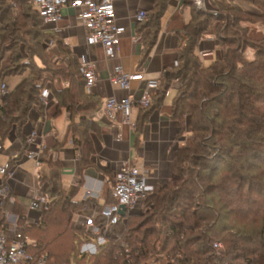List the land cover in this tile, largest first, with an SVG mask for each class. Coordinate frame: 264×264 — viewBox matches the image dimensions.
Here are the masks:
<instances>
[{"label": "trees", "instance_id": "1", "mask_svg": "<svg viewBox=\"0 0 264 264\" xmlns=\"http://www.w3.org/2000/svg\"><path fill=\"white\" fill-rule=\"evenodd\" d=\"M33 1L0 0V82L28 73L0 103V154L10 135L21 143L20 155L28 148L24 127L33 109L46 114L41 93L49 88L53 99L62 94L69 114L66 140L71 135L83 171L92 165L93 136L100 133L92 114L101 103L86 91L81 63L70 47L59 39L53 47L44 45V21ZM168 1L156 0L142 22L149 29L146 52L157 40ZM182 1L191 9V19L178 32L185 42L179 65L161 79L137 124L141 133L173 82H179L170 117L178 122L179 135L187 136L174 153L170 181L154 186L146 213H130L118 224L120 240L108 239L92 255L81 248L96 238L75 227L74 219L93 204L76 202L63 190L51 191L54 203L38 225L26 230L32 264H264V39L249 41L241 23L257 18L241 6L219 8L215 16L194 0ZM252 1L264 21V0ZM214 24L222 53L205 66L196 49ZM20 45L30 61L16 51ZM248 47L255 51L252 62L245 58ZM6 58L9 64L2 67ZM53 59L61 64L55 71ZM57 79L64 85L62 93ZM10 196L15 202L7 199L0 206V230L9 228L7 214L16 215L19 223L27 215L28 201Z\"/></svg>", "mask_w": 264, "mask_h": 264}, {"label": "crops", "instance_id": "2", "mask_svg": "<svg viewBox=\"0 0 264 264\" xmlns=\"http://www.w3.org/2000/svg\"><path fill=\"white\" fill-rule=\"evenodd\" d=\"M223 1L227 0H212L211 4L223 5ZM155 2L156 0H124L116 4V18L119 24L127 27V32L121 38L119 56L113 61L105 57L101 48L93 46L79 18V11L71 6L64 8L62 21L43 23L42 31L46 40H62L75 53L81 64L92 65L97 80L91 94L101 103V108L93 113L92 117L99 124L100 133L93 136L95 152L91 157L92 165L82 171L79 166L80 152L73 146L71 135L66 140L69 114L64 101L62 100V103L61 98L54 99L52 107L48 108L44 116L33 109L24 127V133L26 137L34 131L37 133L36 141L29 149L39 151L43 145L46 151L40 152L39 166L35 160L26 159L16 164L18 166L14 178L6 179L14 196L26 199L29 204L36 193L41 192L50 197L51 191L63 190L76 202L90 200L94 205H104L110 198L114 174L120 163L127 159L129 151L133 153L138 168L151 165L155 184L170 179L174 153L176 148L183 144V137H179V124L170 117L172 104L167 106L164 100L163 104L152 112L141 133L137 131L141 114L139 107H134L132 111L135 128L112 122L107 117H98L107 98L127 95V92L112 87L109 83V75L116 70L144 75V80L132 81L131 84L136 98H141L146 80L161 81L168 71L175 68L173 63L178 59V53L185 43L178 32L190 22L191 9L185 7L183 1L169 0L160 21L157 40L146 52L145 39L149 29L143 28L144 24L138 23L135 18L141 10L150 14ZM233 2L236 4L237 0ZM56 28L60 29L57 33L54 31ZM221 53L216 28L212 26L203 36L196 54L217 61ZM178 87L177 82H173L171 88L175 89L176 93ZM59 91L62 93V88ZM168 93L169 91L167 95ZM62 108L65 110V117L59 130L54 122L62 117ZM20 148L21 143L17 137L10 135L4 144V151L0 154V166L13 164L12 158L19 154ZM28 164H31V168ZM6 219L9 227L16 220L19 221L14 214H7Z\"/></svg>", "mask_w": 264, "mask_h": 264}, {"label": "built area", "instance_id": "3", "mask_svg": "<svg viewBox=\"0 0 264 264\" xmlns=\"http://www.w3.org/2000/svg\"><path fill=\"white\" fill-rule=\"evenodd\" d=\"M120 1L124 0H34L33 4L45 23L62 21L64 19L63 10L67 6L78 10L79 18L82 20L93 46L101 48L105 57L113 61L119 56L121 38L127 32V27L119 24L116 18L115 8ZM204 2L205 0H194L195 5L200 9L203 8ZM146 17V11L141 10L135 19L138 23H142ZM54 31L57 33L60 29L56 28ZM47 45L53 47L54 42L49 40ZM178 65V60H175L173 66L178 67ZM80 73L86 80V91L90 93L97 80L92 65L80 64ZM136 80H144V75L142 73L129 74L122 70H116L110 74V85L127 92V95L107 98L98 117H107L112 122H119L123 126L135 128V124L132 122L133 108H149L161 84L159 79L146 80L142 97L136 98L131 87L132 81ZM9 93L5 82H0V103ZM41 102L47 109L52 106L54 99L49 88L42 91ZM36 137L35 131L28 135L26 139L28 148L22 155H14L13 164L0 166V204L7 199H10L12 203L15 202V198L10 196L11 189L7 185L6 179L14 178L18 166L16 164L19 161L22 159L35 160L37 166L40 165V152L46 151V147L42 145L39 151L29 149L35 143ZM150 167L151 165H146L138 168L133 153L129 151L127 159L120 163L119 169L114 174L110 190L111 202L99 205L101 208L93 204L92 207H85L77 213L74 226L78 229L85 228L90 235L96 238L95 241L84 243L81 248L82 253L95 254L98 245L104 244L108 239L120 240L116 231L118 224L121 221L124 222L128 214L140 210L143 204L148 202V197L154 190L155 175ZM54 201L55 199H51L44 193H36L29 202V213L25 220L22 223L16 220L8 229L0 230V264H32V256L28 253L32 240L26 230L41 222L43 213L49 210ZM122 206L125 207L123 216L120 213ZM215 247L222 248L220 244ZM40 264H45V262L41 261Z\"/></svg>", "mask_w": 264, "mask_h": 264}, {"label": "rangeland", "instance_id": "4", "mask_svg": "<svg viewBox=\"0 0 264 264\" xmlns=\"http://www.w3.org/2000/svg\"><path fill=\"white\" fill-rule=\"evenodd\" d=\"M179 2H182V0H178ZM242 0H237V2H236V4L233 2V0H227V1H223V2H225L223 5H216V4H211V2H212V0H205V2H204V5H203V8H202V10H207V11H209V12H211L213 15H215V16H218L219 15V13H220V10H219V8H225V9H228V8H232L233 6H235V5H238V6H240L241 5V7H243L244 8V10H246V12L250 15V16H253V17H255V18H257V20L256 19H250V21H252V22H242L241 23V27L242 28H246L247 29V35H248V38H249V41L250 42H258V41H260V40H262V39H264V21H259V19H258V17H260L261 15H262V11L259 9V8H257L254 4H253V1L252 0H243L242 2H243V4H241L240 2H241ZM246 8H245V7ZM200 9V8H199ZM249 19V18H248ZM256 21V22H255ZM214 26H216L215 24H214ZM45 42H44V45L45 46H48L47 45V41H49L48 39L46 40H44ZM16 51H19L20 53H22L23 55H24V61H30V59L28 58V56L27 55H25V53H26V51H25V48H24V46H22V45H20V46H18V48L16 49ZM198 52V54H199V51H197ZM199 57L202 59V63L205 65V66H209V65H211L212 64V62H214L215 61V59L214 60H211V59H207V58H202V56L201 55H199ZM245 58L247 59V61H249V62H252V61H254V59H255V51L253 50V48H251V47H248L247 49H246V51H245ZM53 62H51L52 64L51 65H53L52 67H53V71H55V69H56V67H60L59 65H61V64H58V63H60L59 62V60L58 59H53L52 60ZM6 63L7 64H9V60L6 58V60L3 62V64H2V67H5L6 66ZM20 63H22V62H20ZM40 62H37V64H39ZM54 63V64H53ZM62 63V62H61ZM1 69H3V68H1ZM52 73V72H51ZM51 73H49L48 75H50L51 76ZM27 75H28V73H24V74H22V75H15V76H9V77H6V79L4 80V82H5V84L8 86V88H9V90L10 91H12V90H14L16 87H17V85L25 78V77H27ZM55 85H58L59 86V88H63L64 87V85L61 83V82H59L58 81V79L55 81ZM177 85L179 86V82H177ZM176 91H175V89H173V88H171L170 90H169V93H168V95H167V97H166V99H165V105H167V106H170L172 103H173V100H174V98L176 97ZM58 98H62V94L58 97ZM62 103H63V101H62ZM64 106V105H63ZM64 108V107H63ZM62 108V110H64ZM39 113V112H38ZM65 117V110L63 111V115H62V117H59L55 122H54V124H55V126H57V128H59V130H61V121H62V119ZM62 132V131H61ZM186 136H187V134H185ZM184 135V136H185ZM184 136H180L179 135V137L180 138H182L181 139V141H183L184 140ZM29 168H31V164H28L27 165ZM263 169H264V167H263ZM224 173H225V169L223 168L222 170H221V172H220V175H224ZM257 173H260L261 174V171L259 172H257ZM171 175H172V173H171ZM170 179H171V177H170ZM170 179H165L162 183H160L159 185H165V183H167V182H169L170 181ZM150 205H151V202H147L146 204H143V206H142V208L140 209V210H135L134 211V213H138V212H142V211H144L145 213L150 209ZM87 208V207H86Z\"/></svg>", "mask_w": 264, "mask_h": 264}, {"label": "water", "instance_id": "5", "mask_svg": "<svg viewBox=\"0 0 264 264\" xmlns=\"http://www.w3.org/2000/svg\"><path fill=\"white\" fill-rule=\"evenodd\" d=\"M122 210H121V215L123 216L124 214H125V207L124 206H122V208H121Z\"/></svg>", "mask_w": 264, "mask_h": 264}]
</instances>
